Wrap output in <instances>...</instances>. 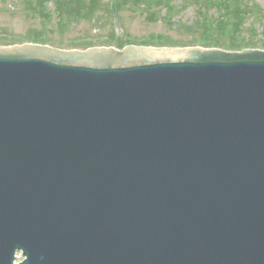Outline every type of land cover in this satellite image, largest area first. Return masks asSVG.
<instances>
[{"label":"water","instance_id":"95a60500","mask_svg":"<svg viewBox=\"0 0 264 264\" xmlns=\"http://www.w3.org/2000/svg\"><path fill=\"white\" fill-rule=\"evenodd\" d=\"M20 259L264 264V51L0 48V264Z\"/></svg>","mask_w":264,"mask_h":264},{"label":"rangeland","instance_id":"374dc122","mask_svg":"<svg viewBox=\"0 0 264 264\" xmlns=\"http://www.w3.org/2000/svg\"><path fill=\"white\" fill-rule=\"evenodd\" d=\"M228 1L86 0V20L77 19L78 22L73 25H65L62 21L66 27L61 28L53 3L46 6L43 13H31L24 12V0H0V48L22 46L30 42L29 38H43L53 47L68 51L93 48L122 50L127 46L189 48L198 38L199 41L202 38L229 41L230 37H221L222 29L218 33L205 31L201 16L209 6L227 5ZM238 1V6L242 4L241 11L245 10L243 12L247 14L244 28H253V36L257 35L253 39L263 43L264 16L252 19L255 14L249 17V21L248 6L255 8L252 6L255 3L264 12V0ZM215 6L209 9L210 13L214 12ZM242 36L247 39L251 35L244 31Z\"/></svg>","mask_w":264,"mask_h":264},{"label":"trees","instance_id":"16d2710c","mask_svg":"<svg viewBox=\"0 0 264 264\" xmlns=\"http://www.w3.org/2000/svg\"><path fill=\"white\" fill-rule=\"evenodd\" d=\"M5 1V0H3ZM25 4V11L24 12H31V13H43L46 11V6L49 7L51 3L54 6V13L59 15V25L61 28H65L68 23L71 25L78 22L77 19L86 20V0H24ZM229 3L220 5H213L215 6L214 12L210 13L211 7L209 6L207 12H204L201 16L204 18L205 23L204 30L205 31H216L217 33L221 32V37L224 36L225 38L230 37L228 40L220 41L218 39H209V38H202L199 41V38L195 40L193 46L190 47H202L206 49H220L230 52H237L246 49H258L264 50V42L256 41L253 38V28L249 26V28H244L246 25L245 18L247 17L246 12L241 11L242 4L238 6L240 3L238 0H229ZM255 8H252L250 5L249 7V14L248 18L252 17L256 14V17L252 19L261 18L264 16V12L260 11L256 6L255 3H252ZM79 20V21H81ZM62 21H65V25ZM250 21V18H249ZM250 22L248 23V25ZM201 29V28H200ZM246 31L251 36L247 39L243 38V33ZM224 33V34H223ZM219 36V35H218ZM31 39V40H30ZM222 39V38H221ZM30 43L38 44V45H49L47 40H34L29 38ZM225 41V42H224ZM259 42V43H258ZM201 43L202 45H198Z\"/></svg>","mask_w":264,"mask_h":264}]
</instances>
